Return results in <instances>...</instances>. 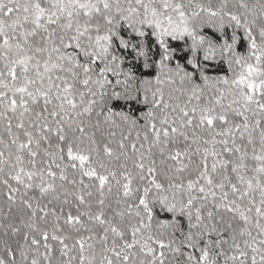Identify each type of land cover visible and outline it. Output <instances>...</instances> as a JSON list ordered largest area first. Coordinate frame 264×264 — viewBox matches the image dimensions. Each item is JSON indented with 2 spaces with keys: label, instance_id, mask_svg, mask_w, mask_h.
<instances>
[{
  "label": "snow or ice",
  "instance_id": "1",
  "mask_svg": "<svg viewBox=\"0 0 264 264\" xmlns=\"http://www.w3.org/2000/svg\"><path fill=\"white\" fill-rule=\"evenodd\" d=\"M0 264H264V0H0Z\"/></svg>",
  "mask_w": 264,
  "mask_h": 264
}]
</instances>
